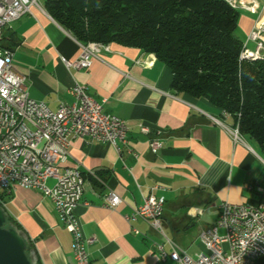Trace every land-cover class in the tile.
Here are the masks:
<instances>
[{
	"label": "crops",
	"instance_id": "crops-1",
	"mask_svg": "<svg viewBox=\"0 0 264 264\" xmlns=\"http://www.w3.org/2000/svg\"><path fill=\"white\" fill-rule=\"evenodd\" d=\"M47 2L39 0L32 14L3 30V46L12 53L15 71L26 77L30 97L57 111L75 102L71 90L81 85L104 101L106 114L119 116L129 127L121 152L89 138L70 143L67 165L79 166L88 181L75 213L85 238H95L87 247L91 264H178L161 260L154 244H165L168 253L171 248L148 222L126 220L151 194L166 200L167 235L193 259L208 254L200 235L216 225L223 202L264 204L260 146L245 135L243 143H235L226 129L234 127V120L206 99L176 93L172 72L154 54L112 43L88 70H68L62 58L76 60L80 41L49 14ZM237 9L236 34L254 51L248 37L257 15ZM154 138L163 144L157 155L150 150ZM111 193L122 199L115 209L105 207ZM2 196L6 214L30 242L34 264H77L73 236L49 197L20 187ZM218 232L225 234L223 228ZM223 247L227 250V243Z\"/></svg>",
	"mask_w": 264,
	"mask_h": 264
},
{
	"label": "built area",
	"instance_id": "built-area-1",
	"mask_svg": "<svg viewBox=\"0 0 264 264\" xmlns=\"http://www.w3.org/2000/svg\"><path fill=\"white\" fill-rule=\"evenodd\" d=\"M228 2L235 8L242 7L257 15L248 37L256 44V50H249L244 45L241 58L264 59V0ZM38 6L39 0H0V40L6 26L32 14V8ZM79 45L81 53L76 60L62 58L68 70H88L102 52H110V44L80 42ZM71 94L75 102L61 104L57 111L31 98L26 77L15 71L12 53L0 44V207L5 211L2 194L11 193L17 187L41 191L51 199L62 223L73 236L76 263L91 264L87 247L95 238H85L75 213L88 181L79 166L67 165L70 143L76 137L89 138L98 143H110L121 152L119 146L128 142L129 127L119 116L106 114L104 101L94 99L84 86L76 85ZM226 129L235 143L244 142L238 126ZM142 132L147 134L149 130L143 127ZM162 147L159 139L150 141L152 154L157 155ZM49 179L55 180L53 186L47 184ZM104 202L105 207L115 209L122 199L111 193L105 196ZM165 203L163 196L151 194L142 206L126 217L129 222L140 219L148 222L162 236L171 248L168 253L165 244H154L162 261L170 259L178 264H255L264 257V204L253 206L223 202L216 225L200 235L209 253L193 259L167 235ZM220 228L225 230L224 235L219 234ZM224 243L228 245L227 250L223 247Z\"/></svg>",
	"mask_w": 264,
	"mask_h": 264
},
{
	"label": "trees",
	"instance_id": "trees-1",
	"mask_svg": "<svg viewBox=\"0 0 264 264\" xmlns=\"http://www.w3.org/2000/svg\"><path fill=\"white\" fill-rule=\"evenodd\" d=\"M46 9L81 43H118L154 54L172 72L176 93L209 101L264 153V59L241 58L239 11L228 1L48 0ZM0 44L5 49L3 37ZM6 218L5 227L11 223L23 237ZM255 264H264V257Z\"/></svg>",
	"mask_w": 264,
	"mask_h": 264
},
{
	"label": "water",
	"instance_id": "water-1",
	"mask_svg": "<svg viewBox=\"0 0 264 264\" xmlns=\"http://www.w3.org/2000/svg\"><path fill=\"white\" fill-rule=\"evenodd\" d=\"M6 213L0 207V264H33L27 243L16 229L6 228Z\"/></svg>",
	"mask_w": 264,
	"mask_h": 264
},
{
	"label": "rangeland",
	"instance_id": "rangeland-1",
	"mask_svg": "<svg viewBox=\"0 0 264 264\" xmlns=\"http://www.w3.org/2000/svg\"><path fill=\"white\" fill-rule=\"evenodd\" d=\"M12 226V224L11 223H9V224H7V227L9 228V227H11Z\"/></svg>",
	"mask_w": 264,
	"mask_h": 264
}]
</instances>
